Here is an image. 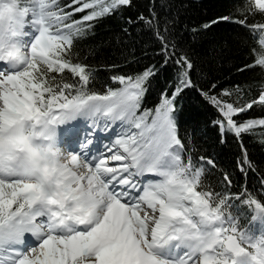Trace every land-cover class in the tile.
Returning a JSON list of instances; mask_svg holds the SVG:
<instances>
[{
	"label": "snow or ice",
	"instance_id": "snow-or-ice-1",
	"mask_svg": "<svg viewBox=\"0 0 264 264\" xmlns=\"http://www.w3.org/2000/svg\"><path fill=\"white\" fill-rule=\"evenodd\" d=\"M167 6L152 0L145 14L137 0H0V264H264V167L244 144L264 128L254 115L264 113V0H238L192 29L224 22L258 42L254 63L237 69H259L254 94L193 78L204 70L178 47ZM117 14L124 34L138 25L153 34L162 63L111 64L101 80L78 46ZM169 64L174 79L147 107ZM188 90L216 110L220 143H239L243 183L180 134Z\"/></svg>",
	"mask_w": 264,
	"mask_h": 264
},
{
	"label": "trees",
	"instance_id": "trees-1",
	"mask_svg": "<svg viewBox=\"0 0 264 264\" xmlns=\"http://www.w3.org/2000/svg\"><path fill=\"white\" fill-rule=\"evenodd\" d=\"M152 0H137L139 10L147 14ZM238 0H166L167 7L161 9L162 13H170L174 18V40L178 47L187 52L196 62L202 73L194 74L201 84L207 83V78L215 77L212 83H219L224 88L242 86L247 90L252 85L250 94L258 90L261 80L259 69L255 71L237 72L245 63H254V58L259 53L258 42L246 39L245 33L231 24L221 22L209 30H201L193 33V28H200L211 20L220 16H227L234 10ZM159 7L160 0H155ZM135 12V10H133ZM127 27L120 19L119 14L115 17L106 18L95 28L94 35H90L79 42L78 53L87 58L88 62L96 67L98 77L108 80L113 73L108 70L109 65L116 64L124 72L133 69L142 70L143 66L162 63L159 52V41L150 31H140L143 25L130 28L131 35L122 32ZM213 71L210 73L208 69ZM177 68L169 64L162 69L157 79L153 82L146 106L153 107L158 103L162 88L167 87L174 79ZM182 108L180 114V134L190 137L200 152L207 153L216 158L221 169L232 171L240 183L244 178L236 171L237 160L241 156L239 143L231 136L227 142L220 143L219 130L212 125L216 118V110L198 92L188 90L179 101ZM256 117L264 115L257 108ZM249 117H245L248 119ZM264 128L257 127L254 134L244 137V144L248 149L250 160L264 167V144L259 141ZM249 185L256 184L257 178L252 173L248 176Z\"/></svg>",
	"mask_w": 264,
	"mask_h": 264
},
{
	"label": "bare ground",
	"instance_id": "bare-ground-1",
	"mask_svg": "<svg viewBox=\"0 0 264 264\" xmlns=\"http://www.w3.org/2000/svg\"><path fill=\"white\" fill-rule=\"evenodd\" d=\"M117 131H119V129H117Z\"/></svg>",
	"mask_w": 264,
	"mask_h": 264
}]
</instances>
